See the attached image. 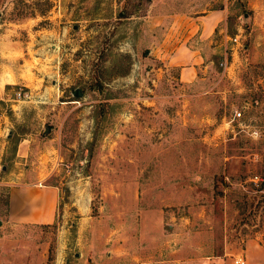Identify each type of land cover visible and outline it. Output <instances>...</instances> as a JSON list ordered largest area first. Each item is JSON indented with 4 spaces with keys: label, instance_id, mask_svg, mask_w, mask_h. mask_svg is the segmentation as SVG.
<instances>
[{
    "label": "rangeland",
    "instance_id": "1",
    "mask_svg": "<svg viewBox=\"0 0 264 264\" xmlns=\"http://www.w3.org/2000/svg\"><path fill=\"white\" fill-rule=\"evenodd\" d=\"M38 178L36 264H264V0H0V228Z\"/></svg>",
    "mask_w": 264,
    "mask_h": 264
},
{
    "label": "crops",
    "instance_id": "2",
    "mask_svg": "<svg viewBox=\"0 0 264 264\" xmlns=\"http://www.w3.org/2000/svg\"><path fill=\"white\" fill-rule=\"evenodd\" d=\"M205 16L202 30L198 34L200 40L207 39L216 25L213 18ZM175 53L187 49L183 43H177ZM193 53L194 50H189ZM193 57L190 65L179 60L177 80L183 84L190 83L197 75L198 65L202 63L201 55L189 54ZM10 186L7 191L5 220L0 228V264H36L40 258L36 257V247L24 244L18 239H12V234L18 235L21 230L29 226H45L51 224L56 217L59 197L56 185L39 181ZM17 233V234H16ZM17 237V236H16Z\"/></svg>",
    "mask_w": 264,
    "mask_h": 264
},
{
    "label": "built area",
    "instance_id": "3",
    "mask_svg": "<svg viewBox=\"0 0 264 264\" xmlns=\"http://www.w3.org/2000/svg\"><path fill=\"white\" fill-rule=\"evenodd\" d=\"M235 40V39H233ZM240 116V112L239 111H234L233 114H232V118L233 119H236ZM205 264H215L214 262H206ZM232 264H244V261L239 258V257H236V258H233L232 259Z\"/></svg>",
    "mask_w": 264,
    "mask_h": 264
},
{
    "label": "water",
    "instance_id": "4",
    "mask_svg": "<svg viewBox=\"0 0 264 264\" xmlns=\"http://www.w3.org/2000/svg\"><path fill=\"white\" fill-rule=\"evenodd\" d=\"M73 96H75V97H79V96H81V94H80V92H79V90H78L77 88H75V89L73 90ZM44 131H46V129H44Z\"/></svg>",
    "mask_w": 264,
    "mask_h": 264
}]
</instances>
